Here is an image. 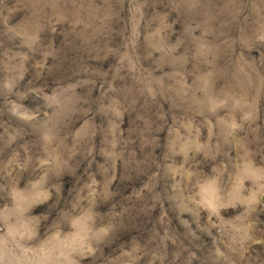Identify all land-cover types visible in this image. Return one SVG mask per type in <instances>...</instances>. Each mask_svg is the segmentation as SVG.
Returning a JSON list of instances; mask_svg holds the SVG:
<instances>
[{
  "label": "rangeland",
  "instance_id": "rangeland-1",
  "mask_svg": "<svg viewBox=\"0 0 264 264\" xmlns=\"http://www.w3.org/2000/svg\"><path fill=\"white\" fill-rule=\"evenodd\" d=\"M0 264H264V0H0Z\"/></svg>",
  "mask_w": 264,
  "mask_h": 264
}]
</instances>
